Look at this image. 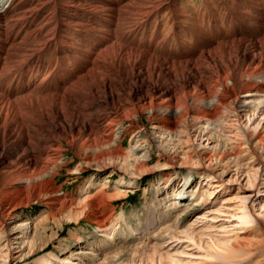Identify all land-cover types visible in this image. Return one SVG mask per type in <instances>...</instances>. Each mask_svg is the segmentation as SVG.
I'll use <instances>...</instances> for the list:
<instances>
[{"label":"bare ground","instance_id":"bare-ground-1","mask_svg":"<svg viewBox=\"0 0 264 264\" xmlns=\"http://www.w3.org/2000/svg\"><path fill=\"white\" fill-rule=\"evenodd\" d=\"M192 2L0 0V241L12 235L21 249L31 250L35 235L30 230L36 222L62 215L69 221L84 215L103 227L112 210L99 209L110 196L100 191L77 202L55 178L68 164L62 163L67 148L81 162L88 159L99 168L107 160L122 162L125 169L130 163L136 170L146 169L147 155L138 157L136 148L150 137L139 138L137 119L159 129L150 134L166 157L162 170L172 169L175 159L181 164L196 161L181 149L191 141L193 129L215 142L205 158L215 163L219 176L230 164L235 174L245 168L226 149L222 129L238 113L241 94H261L244 104L264 107V0ZM134 133L139 140L124 151L123 139ZM263 143L264 132L255 144ZM247 164L253 166L252 161ZM256 175L249 174L247 182L252 184ZM205 178L210 184L211 178ZM192 183L188 175L178 182L181 193H167L173 205L186 200V193L191 200L199 198L185 204L183 213L213 195ZM214 183L216 191L223 187ZM134 185L131 180L118 182L119 188ZM33 204L42 206L41 218L9 226L19 210ZM241 207L237 218L247 228L255 217L245 203ZM113 227L115 223L106 229L108 237ZM128 229L138 237L146 234V229ZM259 229L246 245L247 257L258 254L251 264H264V227ZM211 249L209 255L217 261L201 264H244L247 258L236 246ZM121 256L113 251V263L100 264H116ZM145 259L146 264H163L154 244H141L119 264Z\"/></svg>","mask_w":264,"mask_h":264},{"label":"rangeland","instance_id":"rangeland-1","mask_svg":"<svg viewBox=\"0 0 264 264\" xmlns=\"http://www.w3.org/2000/svg\"><path fill=\"white\" fill-rule=\"evenodd\" d=\"M192 3L198 4L197 0H193ZM260 98L261 94L251 92L241 94L236 103L238 113L231 114L229 122L222 129L227 137L226 149H232L237 155L238 164L245 167L236 174L230 164L227 173L222 177L218 175L220 171L214 169L215 163H209L205 158L207 152L215 149V142L208 140L207 136L201 137L193 128L191 141L185 143L181 149L189 151L196 161L181 164L175 159V166L172 169L162 170L166 157L161 156L163 149L150 134L159 129L157 125L148 123L145 118L135 120L138 122L135 127L139 126L142 130L138 134L139 138L150 137L140 148H136L138 157L147 155L146 169L136 170L132 163L125 169L122 162L113 161L109 164L107 160L101 163L104 168L102 169L88 159L81 162L67 148L62 163L68 164L59 170L55 178L57 185H62L65 192L72 193L77 202L87 198L90 200L100 191L106 193L110 197L107 204L99 210L110 207L112 218L106 220L103 227H99L84 215L77 221H69L62 215L42 223L36 222L35 227L30 230V234L35 235V246L31 250L21 249L12 235L9 240L1 239L0 248L1 246L3 248L0 253V264H37L39 260L45 258L50 264L113 263L115 260L111 258L113 251L122 254L116 263L119 264L120 261L126 263L129 255L139 249L141 244L144 246L154 244L162 255L163 264L170 260L187 264H201L205 260L217 261L209 252L211 248L220 244L230 248L231 245L236 246L242 257H247L246 245L250 244L249 241L257 229L264 227V208L261 209L264 207V143L255 144L257 135L264 132V107L256 109L255 103L246 106L244 101ZM202 123H205V120ZM144 130L148 134H145ZM138 135L130 134L123 139L121 146L124 151L132 149L136 140H139ZM248 161H252L253 166L247 164ZM255 171L256 180L250 184L247 177ZM188 175H192V187H196L200 192L205 188L209 189L213 195L206 203L203 202L183 213L188 206L185 204L197 202L199 198L191 200L192 195L186 193L184 195L187 197L186 200L173 205L171 203L174 201L168 198L167 193L172 191L176 194L181 193L178 182ZM207 176L211 178L210 184L206 182ZM120 180H131L135 185L119 188ZM214 182H221L223 187L216 191L217 189L213 187ZM242 201L252 210L255 217L247 228L239 224L236 214L242 208ZM180 212L182 214L179 215ZM18 214L19 217L9 222L10 227L23 224L32 217L38 220L43 216L42 206L33 204L19 210ZM114 223L115 227L108 237L106 229ZM159 224L166 229L159 231ZM128 226L146 229L147 235L138 237L133 232L129 233ZM101 240L103 244L100 243ZM142 249L149 251V248ZM91 252H96L97 255H89ZM260 253H264V250ZM257 258L258 254H253L245 259L244 264H251ZM147 261L142 260L140 264H146Z\"/></svg>","mask_w":264,"mask_h":264}]
</instances>
